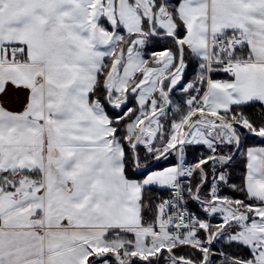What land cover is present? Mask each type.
<instances>
[{"label":"crops","instance_id":"1","mask_svg":"<svg viewBox=\"0 0 264 264\" xmlns=\"http://www.w3.org/2000/svg\"><path fill=\"white\" fill-rule=\"evenodd\" d=\"M154 5L152 0V13ZM104 6L105 0H0V176L5 174L0 177V264H89L108 241L124 242L117 251L125 248L130 255L142 249L148 256L147 248L154 245L152 235L136 229L139 197L147 187L125 177L122 148L111 137L100 105L89 103L97 73L109 55L92 42L90 25L91 14ZM156 12L170 16L164 7ZM175 13L182 23L179 40L200 61L207 59L208 39L227 33L237 34L248 49L247 59L239 60L229 78L207 77L201 107L188 110L171 126L170 134L182 133V147L202 145L214 151L232 143V138L221 136L219 129L226 127L221 114L249 103L264 106V0H181ZM143 19L147 15L141 13L139 32L120 27L137 39L142 36L145 45ZM103 29L108 35L118 33ZM156 30L171 37L176 26L170 32ZM13 47L23 54L20 63L10 65L7 54ZM166 51L154 54V60ZM176 65L173 56L170 70L178 78L172 84L170 77L159 78L150 96L156 102L147 100L145 105L146 120L182 110L189 100L194 86L180 87L183 66L173 72ZM159 104L161 110L151 114ZM207 124L215 126V132L199 136L195 127ZM150 133L146 141L141 138V145L152 144L148 139L156 134ZM257 134L264 137V130ZM179 155L184 159L182 149ZM244 185L261 205L251 207L243 222L223 224L237 228L230 241L251 251L244 264H264L263 146L246 150ZM24 193L29 197L23 199ZM211 200L224 203L217 193Z\"/></svg>","mask_w":264,"mask_h":264},{"label":"trees","instance_id":"2","mask_svg":"<svg viewBox=\"0 0 264 264\" xmlns=\"http://www.w3.org/2000/svg\"><path fill=\"white\" fill-rule=\"evenodd\" d=\"M180 1L154 0L155 5L153 8V10H156L159 7H164L169 12L176 26V32L174 34L176 39H180L183 32L182 23L175 13V6ZM101 26L107 31L115 30L121 35V38L111 54L103 59L102 66L97 73L95 84L89 93V103L91 105L96 103L100 105L103 114L107 118V125L111 129V137L115 138L122 148V168L125 177L128 180L139 181L153 171L175 165L176 154L174 148H169L162 154L166 158L163 162L159 161L161 160L159 157L156 158L154 156V149L157 147L159 141L163 140L162 143L164 144L168 140L172 124L179 123L186 115L189 110L188 101L184 106H181L182 110L175 111L174 113L167 111V114L161 118V133L155 136L149 149L140 145H134V138L133 135L128 133V126L138 115L136 95L132 89H134L136 82L139 80L140 74L135 75L128 82L127 90L124 94L125 103L120 108H115L110 105V100L119 96L108 93L105 88V79L110 72L115 58L120 54L124 55L133 39L137 37V34H125L124 30L118 25L113 29L105 19L101 20ZM141 28L143 31L149 32L150 24L147 19L141 21ZM230 35L231 33H227L221 36ZM166 50L172 52L174 64L180 62L184 66L180 87L187 83H192L194 89L190 96L193 95L196 87L200 86L203 89L207 73L206 61L198 60L182 43H180L179 47L173 38H155L149 36L145 46L142 48V55L145 59L144 65L150 66L154 54ZM247 57L248 49L244 44L232 50H227L224 53H220L216 49L211 52L212 60H242L247 59ZM210 68V72L208 73L210 80H225L229 78L218 66L212 64ZM221 117L226 127L230 126L229 129L238 138V149H236L237 143L235 141L231 144L218 146L214 151H210L202 145H185L182 147L184 159L190 164H195L188 188L187 204L200 218L206 217V213L202 210L201 205L211 201V181L218 173L224 175L225 181L218 183L216 189L217 197L223 199L224 203L232 209L244 211L250 215L252 212L250 210L251 207L261 205L260 201L248 196L244 182L246 173V150L253 146L264 147V137L257 135L259 131L264 130V106L256 102L242 106H233L230 111L221 114ZM243 123L246 126H243ZM213 156L230 157V160L228 163H219L215 159H211ZM199 171L203 172L204 177L200 176ZM4 175L2 174L0 177L3 178ZM165 194L166 190L155 186H149L142 190L138 201L140 225L146 226L157 222L159 218L157 205ZM236 229V227H228L226 225L225 227H211L210 232L213 236H216L221 231L235 232ZM213 249L212 264H231L224 262L226 259H234L245 263L252 257L248 247L221 238L214 239ZM169 253L173 255V258L169 256ZM202 256V250L198 247L188 243L178 242L169 248V252L164 250L160 251L159 255L154 256L149 264H184L175 260V258L179 257H183L193 264H199Z\"/></svg>","mask_w":264,"mask_h":264},{"label":"rangeland","instance_id":"3","mask_svg":"<svg viewBox=\"0 0 264 264\" xmlns=\"http://www.w3.org/2000/svg\"><path fill=\"white\" fill-rule=\"evenodd\" d=\"M152 0H142L141 2H137L135 0L130 1V0H117V3L115 5L114 0H105V6L101 9V12L94 15V13L91 14V19H90V25H91V34H92V42L95 45H99L100 47H103L104 50L108 51L110 54L112 47L116 44V42L120 39V35L118 33H112L111 35H108L105 33L104 29L101 27L100 24V19L104 18L110 25L113 27H116V25L123 26L124 28L127 29L130 32L136 33L140 31V20H141V13L143 15H147V19L150 24V32H147V38L150 35H154L156 29L161 28L164 32H170L173 31L174 29V24L172 21L171 16H163L161 17L159 13L156 12V10H153V13L148 12L143 9L142 7V2H144L146 5L149 6V3ZM151 8H154L151 7ZM150 13V14H149ZM155 23V25H154ZM157 31V30H156ZM140 39L135 40L134 45L126 52L124 55L120 54L118 55L110 69L109 74L107 75L105 79V87L107 90L110 92H114L118 94L119 97H114L110 100V105L115 108H120L121 105H124L125 103V98L124 94L127 90L128 82L132 80L135 75H139V80L136 82L134 91L136 97V104L139 108V114L137 118L128 126V133L133 135V143L134 145H141L140 143L141 138L143 141H146V137L150 136V132L153 130L154 135L161 133L162 130V125L161 121L159 120L162 117V114L159 117H154L150 121L146 120V107L145 105L147 104V100H150V104L153 102H156L154 99H150V96L152 95V92L154 91L155 88L157 87V83L159 81V78L162 76L165 77H170L171 81L170 84H172L177 78V74L175 77L171 73V64L173 61V54L169 51H166L165 53L161 54L160 57L156 58V61H152L153 64L150 66H145L144 67V59L142 57V49L141 47L144 45L143 38L140 36ZM139 38V37H138ZM91 42V47H95L94 44ZM146 44V42H145ZM145 46V45H144ZM183 65L177 64L176 72H179L182 70ZM184 68V66H183ZM175 71V69H174ZM171 75V76H170ZM160 89H158L159 91ZM163 95H160V99L162 101ZM163 103V102H162ZM161 103V104H162ZM158 107V108H157ZM155 111H150V113L154 114L156 111L159 112L162 108V105H156L154 107ZM141 121V125L140 122ZM138 122V124H137ZM243 126H246L245 123H243ZM193 124H191L192 126ZM189 126V127H191ZM195 127V126H194ZM213 125L207 124V125H197L195 127V130L199 136H205L206 138L208 136H211L215 131H214ZM222 128V127H221ZM230 128V126H228ZM228 128H222L219 129L222 138H232L230 132L228 131ZM173 133L175 131L173 130L170 134L172 136L170 138V142L168 141L167 145L166 142L163 144L162 141L158 142L157 147L154 149L155 150V157L161 160V162L165 161L166 158L165 156L163 157L162 154L169 149V146L172 149L174 148L176 157L179 156L180 149H182L181 146V141H182V133L180 134L176 132L175 137L176 140L173 139ZM155 135V136H156ZM260 136L259 134H257ZM154 136L152 138L148 139V141L153 140L154 141ZM199 139V138H198ZM116 140V139H115ZM153 141L151 143H153ZM231 142H234L233 139H231ZM166 144V145H165ZM151 146V145H150ZM146 147L149 149V147ZM164 158V159H162ZM218 162V161H217ZM216 162V163H217ZM225 163L224 161H220L219 163ZM140 170V169H138ZM175 169L173 166L164 168L162 170H157L149 173L146 175L144 178L139 180L136 184L142 187H149V186H155L157 188H161V186H166L167 185V179H170L174 176ZM220 181H225V177L222 173H218L215 175L212 179L211 183V196H215L216 194V189L218 186V183ZM22 188H25L23 186ZM29 197L28 193L23 194V199H26ZM202 210L210 215H217V214H223L224 216V221L231 220L234 217V212L231 210V208L225 204V203H217L211 200L210 202H206L201 205ZM243 214H247V212L240 211ZM243 227H241L242 229ZM232 232L228 231H221L219 234H217L216 238H221L226 241H230L229 239L233 240L235 237L230 234ZM163 236H157L154 238H162ZM233 242V241H231ZM166 246L172 247L173 242H166ZM124 242L120 240H112L108 241L105 243L106 249L104 250L103 253H96L93 255V258L89 262V264H149L152 258H154V253L156 252V247L153 245H149L147 248L148 251L147 253L149 254L148 256L146 253H143L142 249L138 250V252L134 255H130L125 248H122L120 251H117L118 248H121L123 246ZM102 247H104V244H102ZM142 253V254H141ZM158 256L157 253H155V257ZM213 256V255H212ZM230 263V262H227ZM212 264V262H211ZM231 264H241V262L237 261V263H231Z\"/></svg>","mask_w":264,"mask_h":264},{"label":"built area","instance_id":"4","mask_svg":"<svg viewBox=\"0 0 264 264\" xmlns=\"http://www.w3.org/2000/svg\"><path fill=\"white\" fill-rule=\"evenodd\" d=\"M242 44L241 39L235 35L209 38L207 41L208 51L216 49L220 53L227 50H232ZM23 51L20 47L11 48L7 54V61L10 65L20 63ZM237 61L230 59H216L212 60L211 56L207 59L208 71L212 64L230 76ZM220 81V80H219ZM202 93L198 88L194 95L190 98L188 107L195 109L201 106ZM225 162L228 159L223 158ZM195 164L188 162H179L175 169V175L168 181L166 187V194L158 202V209L160 217L158 221L152 225L138 227L137 229L144 231L147 234L154 236H165L171 241H187L192 245L199 246L203 251V260L200 264H211V257L213 254V236L210 228L218 223L213 222L212 216L200 218L193 212L187 204V194L190 181L194 172ZM203 177V173L200 172ZM222 216H218V221L222 220ZM235 218L240 220L242 218L239 212H235ZM157 250L168 251V248L161 245L159 241L155 242ZM179 262L185 264H193L184 258H178Z\"/></svg>","mask_w":264,"mask_h":264}]
</instances>
